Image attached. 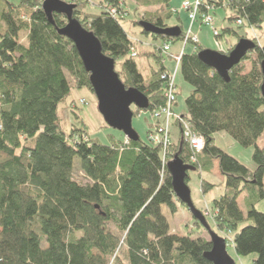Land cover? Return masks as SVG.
<instances>
[{"label": "trees", "instance_id": "obj_1", "mask_svg": "<svg viewBox=\"0 0 264 264\" xmlns=\"http://www.w3.org/2000/svg\"><path fill=\"white\" fill-rule=\"evenodd\" d=\"M64 1L74 6L73 19L102 42V52L116 62L122 83L148 96V110L135 109L134 116L165 106L169 80L162 76L172 72L162 47L183 42L185 32L181 27V36L171 39L142 29L153 42L164 40L153 46L159 57L155 50H143L144 43L127 33L122 20L129 19L131 3L138 10L159 6L154 13L145 10L144 18H134L132 24L145 20L169 27L171 14L163 7L168 0ZM44 2L0 0V264H114L121 258V241L127 257L122 264H212L205 258L212 249L210 239L172 233L162 212L165 204L174 211L178 201L168 163L175 157L186 164L191 159L182 122L172 124V143L164 157L161 145L141 137L127 143L123 134V139L104 145L90 136L81 119L83 126H73L70 134L61 129L59 106L72 93L70 75L76 88L94 91L75 42L58 32L68 25L67 17L54 14L53 24L42 9ZM202 2L201 18L222 7L231 11L230 22L242 20L240 29L264 26V0ZM219 32L217 39L226 34L237 35V41L248 38L233 28ZM253 40L256 48L233 68L230 81L198 58L205 49L200 43H193V52L185 51L178 74L192 86L183 120L205 141L193 167L211 173L217 161L225 179L224 193L210 208L217 230L233 235L239 258L255 255L252 264H264V212L256 208L264 200V143L259 142L264 136V44ZM235 45L228 46V53ZM139 56L156 60L158 68L150 77L141 72ZM73 102L70 107L78 118ZM217 133H228L241 147L252 148L256 168L223 150ZM77 157L86 183L75 178ZM215 187L201 182L205 195ZM241 195L246 212L239 205Z\"/></svg>", "mask_w": 264, "mask_h": 264}, {"label": "rangeland", "instance_id": "obj_2", "mask_svg": "<svg viewBox=\"0 0 264 264\" xmlns=\"http://www.w3.org/2000/svg\"><path fill=\"white\" fill-rule=\"evenodd\" d=\"M186 1L190 3H194L196 0H168V3L163 5L164 12H168L171 14V17L167 19V24L169 27L179 26L183 28V31L188 33L191 28L193 34L200 37V45H202L205 49H213L216 51H220L221 47L225 48H232L235 43L237 44L239 41L238 36L234 34H226L224 37H221V39H217L216 36H214L212 28L209 26H204L202 24V18L199 15L198 20L194 21L191 18V15L188 13V11L183 9V4L186 3ZM134 3L129 4V10H130V16L127 20H122V25L124 29H126L127 33L131 37H137L140 42L144 43L143 50H155L157 51L158 56H161V53L159 50L155 49L153 46H162L164 43L163 39H158L156 42H153V39L151 37L144 36L142 34V28L140 26H135L132 24V21L134 18L142 19L144 18L145 10L149 12H156L160 7L154 6L149 7L148 9H142L139 10ZM211 15L213 16L214 22L213 25L219 30L222 31L226 28H233L242 36L244 34L248 35V39H256L259 44H264V26L263 28L259 27H242L240 29L239 24L236 23V21H229L231 14V11L228 9H224L220 7L219 9L214 10L211 12ZM198 24L201 26V29H198ZM196 25L195 30H193V26ZM195 32V33H194ZM242 40V39H241ZM227 41L229 45L227 46ZM151 46V47H150ZM173 46V55H177L176 52L178 51V48H181L178 52H182L183 50L186 51L188 54L189 52H193L196 48L195 45L192 42H188L187 45L182 43L181 41L178 42ZM175 46V47H174ZM236 47V46H235ZM230 53V52H229ZM163 59L166 60V68L167 70L171 71L173 74L176 73V63L174 60L170 59L168 53H162ZM137 61L139 62V68L141 72L145 75V78L150 77L152 74V70H157V64L156 60L153 57H147V56H139L137 57ZM247 67V71L251 69L250 62H247L244 64ZM119 70V67H117ZM70 85H72L73 90L69 98L62 101L59 106V118L61 119V129L64 130L66 134H70L72 131L73 126H76L78 128H81L82 122L84 121V124L86 128L88 129V132L92 138H98L101 143L104 145L111 144L113 139L119 140L123 139V133L114 130L111 127H108L104 118L100 115L98 111L97 106V98L94 96V93L89 91L86 88L78 89L75 85L74 78L70 75L69 77ZM177 86H178V100L177 105L175 106V111L177 114H181L186 112V102L185 100L187 97L191 94L192 86L184 80L181 71H179V74L177 73ZM74 101V102H73ZM73 103L76 110V113L78 114V118H75V115L72 113L70 105ZM82 122H81V120ZM154 120L152 119V115L150 112L141 111L140 113H137L133 120V126L139 135V137L142 138L143 141L149 142L148 133L149 130H154ZM217 144L225 151H227L230 155H233L236 158H239L242 162H244L245 165H249L251 169H255L256 165H254L252 161V148H243L239 144L235 143V141L230 137L228 133H217ZM261 144L264 143V136L260 138L259 141ZM232 145H235L233 147ZM75 178L81 182L86 183L87 179H85L83 173L80 171L81 161L79 158H75ZM209 176L206 172H189V178L191 179L189 182V188L192 192V200L197 208L200 210H205V216L208 217V221H210V224L212 226V229L219 234L220 236L224 237L226 239V242H228V252L231 254V256L235 259L237 264H252L255 255H252L251 257H241L239 258L237 253L234 250L232 237L233 235H227L225 233L220 232V230H217L216 223H215V216L213 215V211H211V201L214 198L219 197L221 194L224 193V178L220 181L219 177L216 176V178L213 180V183L218 184L216 186V189L210 193L204 195L202 193L201 189V182L203 179L207 178ZM215 177V176H214ZM175 209L174 211L170 208L168 205H163L162 212L164 213L165 217L167 218L168 223L171 226L172 233H175L179 236H186L187 234L192 235V237L197 238L198 236H201L206 239H210L209 232H205V230L198 225H195V219L190 211H187L186 208L182 207L180 203L177 201L174 202ZM239 205L240 208L244 210V212L247 211V208L245 207V198L244 195H241L239 197ZM256 208L260 212H264V200H262L260 203L257 204ZM210 211L212 215L210 216L208 213ZM110 227L116 232V228L113 224H110ZM121 241L120 243V250H119V256L121 257L119 260L116 261L114 264H122L123 262H127L126 257V246ZM112 264V260L111 263Z\"/></svg>", "mask_w": 264, "mask_h": 264}, {"label": "water", "instance_id": "obj_3", "mask_svg": "<svg viewBox=\"0 0 264 264\" xmlns=\"http://www.w3.org/2000/svg\"><path fill=\"white\" fill-rule=\"evenodd\" d=\"M43 11L50 22L54 14H61L67 17L68 25L58 32L66 38L75 42L78 53L81 56L85 69L90 74V85L97 97V106L100 115L104 118L108 127L122 132L125 138L137 142L140 137L137 134L133 120L135 109L148 110L150 107L149 98L137 88H128L122 83L119 74L116 72V62L102 52V42L92 32L86 31L80 22L73 19L74 6L64 0H45L42 5ZM139 26L151 35L176 39L181 36L182 28L159 27L148 21H141ZM236 47L229 54L220 53L213 49H204L198 54L209 68H212L230 81V72L239 65L243 59L256 48L254 40L242 38ZM264 77V62L260 65ZM262 95L264 98V79L262 83ZM167 168L173 179V190L176 199L186 205L194 219L199 221L201 226L210 234L212 249L205 255L207 261L212 264H237L235 259L228 252L226 239L210 228L203 213L192 200V192L189 188V172L196 171V167L186 164L179 157H175L168 163ZM99 207V206H98ZM97 207V208H98Z\"/></svg>", "mask_w": 264, "mask_h": 264}, {"label": "built area", "instance_id": "obj_4", "mask_svg": "<svg viewBox=\"0 0 264 264\" xmlns=\"http://www.w3.org/2000/svg\"><path fill=\"white\" fill-rule=\"evenodd\" d=\"M202 0H196L194 3H190L186 1L183 5V9L188 11V13L191 15V18L196 21L198 20L199 17V12H200V7L202 6ZM210 9H213L211 6ZM115 13V11H113ZM213 17L211 15L203 16L202 17V24L204 26H210L213 30L214 36L219 37L220 32L215 28V25H213ZM237 24L240 26L242 25V20L237 21ZM185 39L183 40L182 43L185 45L188 44V42H192L195 44H199L200 37L198 38L193 34L192 28L191 30L185 34ZM172 44L171 42H167L166 44L163 45L162 49L164 50L165 53L169 54L170 59L174 60L176 63V73H168L164 74L162 76V80H169V85H168V90L166 91V105L159 107V109H155L152 111V119L154 120V130H152L151 133H149L148 137L150 142L156 144V145H161L163 147V157L166 155L168 152L167 150L169 149V146L172 143V136H171V131L173 127V123L176 120H179L183 124V135L185 140L187 141L188 146H190L191 149V159L190 163H187L191 166L194 165V163H198V155L203 152L205 148V141L204 138L200 137L199 135H196L193 132V129L190 124L185 122L183 120V116L181 114H177L175 112V106L177 102V89H176V75L178 73V67L181 62V58L185 51L183 50L182 52L178 53L177 55H173L172 53ZM220 53L228 54V48L221 47V50L219 51ZM130 141L127 138V143ZM210 216L212 213L208 211Z\"/></svg>", "mask_w": 264, "mask_h": 264}, {"label": "crops", "instance_id": "obj_5", "mask_svg": "<svg viewBox=\"0 0 264 264\" xmlns=\"http://www.w3.org/2000/svg\"><path fill=\"white\" fill-rule=\"evenodd\" d=\"M200 24H198L197 26H198V29H200V30H202L201 29V26H199ZM196 25H194L193 26V30H195V27H197ZM173 27V26H172ZM174 27H176V26H174ZM195 33V32H194ZM196 34V33H195ZM199 43H201V41H199ZM175 47V46H174ZM172 53H173V46H172ZM181 48H178V51L180 50ZM176 52V54H178L179 52ZM173 54H175V53H173ZM182 113V112H181ZM216 139H217V137H216ZM217 141V140H216ZM264 145V144H263ZM233 147H235V145H232ZM215 168H214V170L211 172V173H207L209 176H207V178H205V179H203V180H207V181H209L210 182V184L211 185H214V186H217L218 184H215V183H213V180L216 178V176L217 177H219V180L221 181L224 177H222V175H221V173H220V170H219V166H218V162L217 161H215ZM215 176V177H214ZM191 180V179H190ZM224 181H225V179H224ZM222 183H224L223 181H221ZM215 189H216V187H215ZM215 189H210L209 190V192H207L206 194H210V193H212ZM202 193H203V190H202ZM205 195V194H204ZM217 198H214V199H212V201H211V203L214 201V200H216ZM178 202V201H177Z\"/></svg>", "mask_w": 264, "mask_h": 264}]
</instances>
